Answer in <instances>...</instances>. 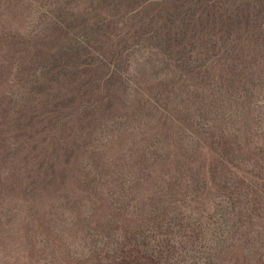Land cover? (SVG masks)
Masks as SVG:
<instances>
[{"label": "rangeland", "instance_id": "rangeland-1", "mask_svg": "<svg viewBox=\"0 0 264 264\" xmlns=\"http://www.w3.org/2000/svg\"><path fill=\"white\" fill-rule=\"evenodd\" d=\"M104 2L121 4L111 13L116 17L110 18L97 8ZM172 4L178 3L176 0H0V264H63L66 255L69 260H77L86 251L81 242L85 227L82 220L93 214L91 230L97 227L102 211L107 213L106 209L93 211L100 208L98 198L109 203L108 194L117 191L112 183L117 177L114 173L121 172L133 179L142 168L137 164L136 154L142 149L148 154L158 151L160 146L155 140L160 134H194L189 125L185 128L184 123L178 122V118L189 114L191 124L195 125L199 117L195 115L196 107L186 110L180 104L183 95L177 93L182 81L179 83L181 73L176 68L174 53L166 52L154 40L138 39L175 15L176 7ZM56 24L66 35L54 34ZM101 26H108L111 32L120 35L112 48L120 50V56L115 51L111 56L108 48L106 56H94L107 66L92 74L93 93L84 97L90 89L83 90L78 83L51 87L50 76H42L48 56L40 54L63 56L81 51ZM128 32L137 35V45L133 40L122 42ZM34 39H44L38 41L42 46L27 49L29 44H25L17 47L18 51L16 47H8L17 41ZM112 60L120 64L116 66ZM108 94L114 98L112 108L97 109L94 117L86 118L87 112L94 105L99 107ZM162 97L169 98L165 107L156 102ZM103 101L106 107L107 99ZM27 102L36 108L31 107L30 112L23 109ZM57 104L66 107L55 116L44 115L45 108L53 109ZM249 106L250 109L243 110L248 111V118L232 120L230 130L236 133L237 128L246 129L250 125L252 131L246 129L244 134H256V139L251 147H246L245 155L253 160L249 167L254 164L256 171L264 175L263 163L259 161L264 157V151L261 152L264 88L255 91ZM198 127L208 128L203 123ZM205 151L199 158L202 162L211 158ZM159 166L153 170L160 176L163 168ZM151 184H144L136 193L129 192L127 198L147 203ZM126 187L127 190L130 186ZM200 193L198 207L205 216L215 212L214 219L220 223L232 218L231 210L228 213L223 203L226 198L210 183ZM260 232L264 238V230ZM253 237L256 235L250 238L252 263L257 264L263 256L259 264H264V239H259L261 245ZM211 245L206 242L203 249L182 255L181 264H192L190 258L194 256L196 262L203 264L200 253L212 250ZM238 258L240 254L234 257L236 261ZM231 262L226 260L222 264Z\"/></svg>", "mask_w": 264, "mask_h": 264}, {"label": "trees", "instance_id": "trees-1", "mask_svg": "<svg viewBox=\"0 0 264 264\" xmlns=\"http://www.w3.org/2000/svg\"><path fill=\"white\" fill-rule=\"evenodd\" d=\"M176 1L178 4H172L176 7L175 15L161 21L159 27L139 35L138 39L154 40L166 52L174 53L176 68L181 73L179 83L182 81L179 94L176 92L178 96L183 95L180 104L186 110L196 107L195 115L199 117L195 125L191 124L193 119L189 114L178 118V122L184 123L185 128L189 125L194 134H160L155 140L160 146L158 151L148 154L142 149L136 154L137 164L142 168L134 175V180L115 172L117 177L112 183L117 191L108 194L109 203L98 198L100 208L93 211L106 209L107 213L102 211L97 227L91 230L93 214L82 220L85 227L81 242L85 245V253L73 261L66 255L63 264H181L182 255L188 256L196 248L203 249L206 242L213 247L200 253L199 260H204L203 264H222L226 260L230 263L236 254H240V258L232 264H256L252 263L254 251L249 248L254 234L253 241L263 244L259 239L263 238L260 230H264V175L256 171L254 164L249 167L253 160L245 155L246 147H251L256 134H244L246 129L252 131L250 125L231 132L230 122L239 117L248 118V111L243 110L250 109L255 91L264 88V0ZM115 7L121 4L104 2L97 6L110 18L117 16L111 14ZM101 27L81 51L63 56L61 53L40 54L48 56L42 76H50L51 87L78 83L83 90L90 89L92 74L107 66L104 60H96L94 56H106L107 48L111 56L113 51L120 56V50L112 49L120 35L111 32L108 26ZM53 32L66 35L58 24ZM136 38L137 35L131 36L128 32L122 42L133 40L137 45ZM43 40L17 41L8 47H16L18 51L17 47L29 44V49L42 46L38 41ZM112 61L116 66L120 64ZM93 91H86L84 97ZM104 98L107 99L106 107L103 106ZM104 98L99 107L94 105L87 112L86 118L94 117L97 109L112 108L114 98L109 94ZM156 100L158 106L165 107L169 98ZM31 107L28 102L23 105L29 112ZM64 107L65 104L54 105L53 109L47 107L44 115L55 116ZM243 121L246 124V120ZM200 123L208 128L198 127ZM204 149L211 158L202 162L199 158ZM259 161L264 167V157ZM155 166L163 168L160 176L155 175ZM248 177L253 180L249 181ZM149 182L153 184L147 203H139L135 197L127 198L129 192L136 193ZM209 183L226 198L223 203L228 213L231 210L232 218L222 219V223L214 219L217 218L215 212L205 216L198 207L200 192H204ZM126 186L130 187L126 190ZM242 238L245 240L241 241ZM190 259L192 264H200L195 256Z\"/></svg>", "mask_w": 264, "mask_h": 264}]
</instances>
